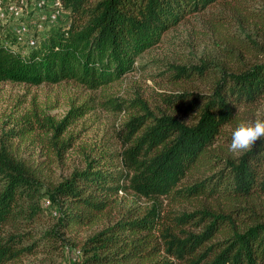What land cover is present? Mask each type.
Instances as JSON below:
<instances>
[{
  "label": "trees",
  "instance_id": "16d2710c",
  "mask_svg": "<svg viewBox=\"0 0 264 264\" xmlns=\"http://www.w3.org/2000/svg\"><path fill=\"white\" fill-rule=\"evenodd\" d=\"M60 2L67 21L46 28L27 52L15 48L17 35L0 34V81L72 80L96 88L133 70L136 57L166 30L216 2L230 5L243 35L224 48L217 63L196 67L210 81L207 90L163 93L165 110L133 118L136 135L118 153L119 164L90 159L44 185L40 165L0 144V264L61 248L71 243L67 232L100 221L69 264H264V212L235 202L264 195V140L236 156L225 146L232 132L226 126L264 102V0ZM218 143L222 150L212 152ZM202 169L206 174H193ZM188 175L191 180L183 184ZM129 187L146 196L225 205L197 201L194 211L169 218L152 205L141 215L125 213L104 222L118 191ZM43 196L55 208L54 223L42 231H18L21 221L42 212Z\"/></svg>",
  "mask_w": 264,
  "mask_h": 264
},
{
  "label": "rangeland",
  "instance_id": "374dc122",
  "mask_svg": "<svg viewBox=\"0 0 264 264\" xmlns=\"http://www.w3.org/2000/svg\"><path fill=\"white\" fill-rule=\"evenodd\" d=\"M39 1L12 0L17 12L0 17V34L17 35L16 49L27 52L30 34L39 37L46 28L59 27L67 21L63 12L54 21H48L47 15L56 9L55 0H42V4ZM232 15L230 5L220 2L188 15L166 30L159 42L141 52L133 70L96 88L72 80L40 84L0 81V144L9 146L31 165H40L44 185L56 183L74 169L83 168L90 159L119 164L118 153L128 147L136 135L135 130H131L135 116L165 110L163 93L207 90L210 81L203 78L196 67L203 66V61L217 63L225 57L224 48L243 35ZM20 29L22 32H17ZM255 118H264L262 101L254 113H245L241 120ZM235 126L231 124L226 129L232 131ZM221 144L212 148V152L221 151ZM228 145L226 142V151ZM193 174L201 176L206 171L194 170ZM189 180L188 175L182 183ZM197 201L216 207L225 205L214 199L207 203L198 197L178 200L170 195L146 196L130 187L122 188L116 195L115 208L108 211L104 222L125 213L141 215L152 205L169 218L194 211L200 207ZM235 202L264 212V195ZM40 203L42 212L31 222L21 221L18 231L29 227L42 231L54 223L57 213L49 199L43 196ZM101 224L100 221L69 231L65 235L71 243L24 255L15 264L71 262L79 250L78 244ZM183 228L189 229L188 226Z\"/></svg>",
  "mask_w": 264,
  "mask_h": 264
},
{
  "label": "clouds",
  "instance_id": "9594fccd",
  "mask_svg": "<svg viewBox=\"0 0 264 264\" xmlns=\"http://www.w3.org/2000/svg\"><path fill=\"white\" fill-rule=\"evenodd\" d=\"M237 108L236 114H239ZM264 140V118L240 120L231 132L228 152L233 156L250 151L257 141Z\"/></svg>",
  "mask_w": 264,
  "mask_h": 264
},
{
  "label": "built area",
  "instance_id": "2783aa9c",
  "mask_svg": "<svg viewBox=\"0 0 264 264\" xmlns=\"http://www.w3.org/2000/svg\"><path fill=\"white\" fill-rule=\"evenodd\" d=\"M7 1V2H6ZM12 0H0V17L5 15V13H14V12H17L16 11V4L14 2H11ZM5 3V4H4ZM39 4H42V0H40L38 2ZM54 5L56 6V9H54L51 13H49L47 15V19L48 21H54L55 19H57L58 17V14L60 12H64L63 8H62V5H61V2L60 0H55L54 1ZM23 29H20L19 31L17 32H22ZM37 36L34 35V33L30 34L29 36V39H28V45L29 46H32V45H35L36 42H37ZM78 252L80 253V251L78 250ZM78 252L76 253V256L78 257L79 254ZM72 257V260H75L77 257ZM64 264H69V263H64Z\"/></svg>",
  "mask_w": 264,
  "mask_h": 264
}]
</instances>
